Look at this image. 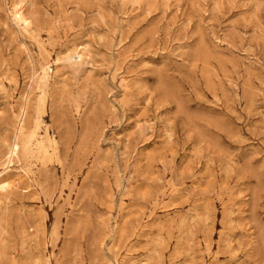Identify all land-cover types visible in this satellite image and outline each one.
<instances>
[{"label":"rangeland","instance_id":"374dc122","mask_svg":"<svg viewBox=\"0 0 264 264\" xmlns=\"http://www.w3.org/2000/svg\"><path fill=\"white\" fill-rule=\"evenodd\" d=\"M0 182V264H264V0H0Z\"/></svg>","mask_w":264,"mask_h":264},{"label":"bare ground","instance_id":"6f19581e","mask_svg":"<svg viewBox=\"0 0 264 264\" xmlns=\"http://www.w3.org/2000/svg\"><path fill=\"white\" fill-rule=\"evenodd\" d=\"M25 21H26V18L23 15L20 16V17H18L17 20H16V22L17 23H20V24H23ZM9 151H10L11 154L13 153V149H11V147L9 148ZM9 156L11 157V155H9ZM5 186H6V182H4L3 184H1L0 187L5 188Z\"/></svg>","mask_w":264,"mask_h":264}]
</instances>
